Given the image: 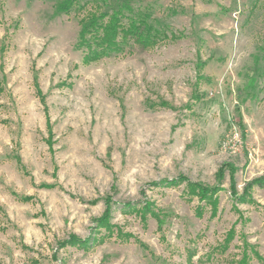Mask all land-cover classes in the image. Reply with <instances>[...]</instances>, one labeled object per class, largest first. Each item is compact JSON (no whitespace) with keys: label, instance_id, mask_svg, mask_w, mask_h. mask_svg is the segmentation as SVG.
<instances>
[{"label":"rangeland","instance_id":"obj_1","mask_svg":"<svg viewBox=\"0 0 264 264\" xmlns=\"http://www.w3.org/2000/svg\"><path fill=\"white\" fill-rule=\"evenodd\" d=\"M64 1L0 0V264H264V0H106L170 38L95 61Z\"/></svg>","mask_w":264,"mask_h":264},{"label":"trees","instance_id":"obj_2","mask_svg":"<svg viewBox=\"0 0 264 264\" xmlns=\"http://www.w3.org/2000/svg\"><path fill=\"white\" fill-rule=\"evenodd\" d=\"M100 2L101 0L96 1L97 9L90 13L88 12L79 21L81 32L78 40V48L85 49V58L87 61H95L113 54L123 53L126 48L133 45L148 49L170 38L167 29L161 26L158 21L152 22L148 13H136L126 3L118 4L113 8L111 7V9H107L106 0H102L104 2L102 5L99 4ZM77 4L76 0H65L59 4L58 9L60 12L69 14ZM102 8L103 10L100 11ZM171 38L176 39V36L172 34ZM162 105L164 107L169 106L167 103H162ZM230 169L231 174L234 175L235 169L231 166ZM219 174L221 177H224V170L221 169ZM180 180L181 182L187 183L188 193L191 196L197 197L201 202H205L213 210V214L217 212L219 204L218 193L221 190L219 187H208L197 182H191L182 177ZM169 184L172 185L173 183ZM254 186L264 188V177L250 182L241 195L238 194L235 183H232V196L240 203H252V200L248 197H250V190ZM109 209L110 206H107L106 212L98 221V226H103L110 232L111 226L110 224L108 225L110 217ZM145 210L149 211V208L145 207L142 209L143 215L147 213ZM80 242L77 239H73L71 244L75 245ZM255 254L258 255L257 252ZM237 264H250L249 256L245 253Z\"/></svg>","mask_w":264,"mask_h":264}]
</instances>
